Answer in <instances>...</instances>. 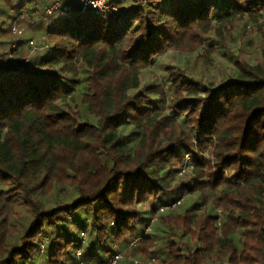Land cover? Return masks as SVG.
I'll return each mask as SVG.
<instances>
[{
	"label": "trees",
	"instance_id": "trees-1",
	"mask_svg": "<svg viewBox=\"0 0 264 264\" xmlns=\"http://www.w3.org/2000/svg\"><path fill=\"white\" fill-rule=\"evenodd\" d=\"M108 1L117 6L111 15L59 17L45 13L51 0H2L0 46L24 43L12 28L26 21L45 47L23 71L13 65L23 60L15 47L0 53V222L19 206L29 214L14 239L0 232V264H97L130 247L160 264H206L224 247L230 264H264V59L237 61L236 78L216 87L168 68L171 95L161 104L128 94L165 51L200 44L214 23L264 10V0ZM60 2L78 10V0ZM78 65L89 68L81 101L97 120L67 105ZM124 124L141 131L133 149ZM186 154L195 177L173 182L188 172L179 174ZM58 170L75 197L45 207L35 184ZM206 188L223 193L227 221L215 214L191 224L194 205L174 213L182 200L150 223L160 207ZM235 231L239 247L229 239Z\"/></svg>",
	"mask_w": 264,
	"mask_h": 264
},
{
	"label": "rangeland",
	"instance_id": "rangeland-1",
	"mask_svg": "<svg viewBox=\"0 0 264 264\" xmlns=\"http://www.w3.org/2000/svg\"><path fill=\"white\" fill-rule=\"evenodd\" d=\"M3 4L0 0V6ZM214 29L208 31L204 36L203 41L198 44L196 42L185 40L180 48L168 49L149 68L141 69L138 75V86L128 90V94H134L141 92L147 94L151 99L155 100L158 104H161V99L167 100L171 95L170 82L167 74L168 68L180 69L189 78L194 80H201L204 84L211 87H216L230 79L236 78L239 73L237 61L245 63L249 66H256L261 64L264 59V10L260 9L258 12L251 14L243 13L237 14L230 20L214 23ZM15 27L22 30L21 36L16 33H12L16 37L24 39V43L16 46L15 44L0 46V53H10L11 47L14 45L16 51L14 56L28 58V63H31L36 56L41 55L44 51L45 41L39 39L34 35V28L29 25L28 22H21L16 24ZM32 39L34 41L33 46L28 45V41ZM35 68L41 70L39 65H34ZM48 70L57 72V67H49ZM89 74V68L82 65L77 66L76 75H70V80L75 81V90H72L69 94L70 99L68 104L74 107L82 119H95L93 114L87 109V104L82 103L80 86L84 82V78ZM156 86H160L161 90L158 91ZM160 101V102H159ZM166 115V109H161ZM157 112L160 113L159 110ZM156 119H160L157 117ZM122 135H128V144L131 149L135 147L140 137V130L137 129V134L130 132L131 126L124 124L118 126ZM166 136L170 135L171 128H166ZM3 134L0 133V137ZM206 152V151H205ZM209 156L206 152V157ZM57 174L49 179L48 182H44L39 185L41 177L37 179L35 184L38 190V197L45 207L54 205L56 202L70 201L75 197L73 187L69 186L67 182L58 178V175L63 178L61 172L54 171ZM51 174L49 175V177ZM195 177L194 169L190 170L183 176L175 175L173 182H176L179 178L190 180ZM39 183V184H38ZM223 193L220 190L210 191L209 189H199L187 191L183 196L182 205L174 213H182L186 207L194 205L193 216L191 217V224L197 222V220L203 215L214 216L217 210L223 208L220 206V196ZM18 214L12 218H7L3 223L0 222V232H3L4 240L14 239V233L19 234L29 222V214L24 209V206L17 208ZM222 220L227 221V213L223 210ZM1 219V217H0ZM222 226V225H221ZM219 226L216 230L215 237L223 238V232ZM16 234V235H17ZM1 239V237H0ZM235 247L241 245V237L238 231H235L229 236ZM222 252L219 255L216 251H211V257L205 260L206 264H230L228 261L229 250L222 248ZM2 248L0 246V254H2ZM125 259L127 256L139 261L138 264H160L159 259L154 257V262L148 263V258L141 257L136 248H127L123 253ZM38 264H41L42 259L39 258ZM124 259V258H123ZM128 260V259H126ZM126 264H134L133 262H126Z\"/></svg>",
	"mask_w": 264,
	"mask_h": 264
},
{
	"label": "built area",
	"instance_id": "built-area-1",
	"mask_svg": "<svg viewBox=\"0 0 264 264\" xmlns=\"http://www.w3.org/2000/svg\"><path fill=\"white\" fill-rule=\"evenodd\" d=\"M117 10V6L115 4H111L108 0H78V10H72L70 5H65L63 6L60 2V0H51V4L45 8V13L46 14H52V13H56L59 17H70V16H74L76 15L77 11L78 12H85V11H94L97 14L100 15H111L113 13H115ZM13 32L16 33L18 36H21L22 34V30L17 27H13L12 28ZM28 45L29 46H33L34 45V41L32 39H30L28 41ZM15 46L13 45L12 48H14ZM7 55L10 56V53H7ZM28 63V58H23L21 63H16L15 61L13 62V65H15L16 69L19 71H23L25 68V64ZM189 155L186 154L185 155V165L184 167L181 169L179 174H183L186 173L189 169ZM183 200V197L179 198L178 200H176L175 202L160 207L155 215L151 218L150 223L152 221H154L157 216L158 213L165 210V209H171L173 208L175 205H178L181 201ZM217 214V223L220 224L222 221V211L221 210H217L216 212ZM149 229V226L146 227V230ZM82 237L84 238V235L82 234ZM135 242H132L131 245H133ZM44 248V244H41V251ZM77 256H81L82 252L81 250H77L76 251ZM125 259V256L123 253L121 252H115L113 253L110 257H108L105 261L103 262H99L97 264H118L120 260ZM126 259H128L129 261L133 262L134 264H138L139 261L136 259L131 258V256H127ZM148 263L154 262V258H151L147 261ZM87 262L80 260L77 264H86Z\"/></svg>",
	"mask_w": 264,
	"mask_h": 264
}]
</instances>
